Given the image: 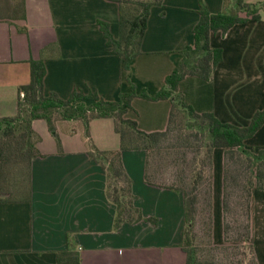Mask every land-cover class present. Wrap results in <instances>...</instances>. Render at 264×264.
I'll return each instance as SVG.
<instances>
[{"label": "crops", "instance_id": "crops-1", "mask_svg": "<svg viewBox=\"0 0 264 264\" xmlns=\"http://www.w3.org/2000/svg\"><path fill=\"white\" fill-rule=\"evenodd\" d=\"M236 0H163L151 7L139 53L124 67V57L107 42L99 20L121 32V6L113 0H0V117L17 113L19 87L30 82L31 59H43L44 92L67 99L74 90L117 100L145 88L155 95L176 70L183 50L194 44V28L204 5L210 13L235 10ZM261 18L236 23L225 34L211 35L222 59L209 80L187 75L179 82L185 102L197 112L219 120L249 125L264 108V0ZM242 16L245 14L240 13ZM169 99L136 96L127 117L146 132L164 131L171 111ZM58 139L45 119H35L41 155L32 161L31 200L0 201V264H57L67 246L81 253V264H186L182 248L185 195L145 181L147 153L122 151L132 179L135 206L144 217L114 228L116 205L107 194V172L89 154L120 147L110 117L90 122V137L78 119H57ZM245 148H264V124ZM225 148L213 150L212 238L224 246L226 213ZM251 242L257 264H264V189L254 188L250 202ZM213 264V263H207Z\"/></svg>", "mask_w": 264, "mask_h": 264}, {"label": "trees", "instance_id": "trees-1", "mask_svg": "<svg viewBox=\"0 0 264 264\" xmlns=\"http://www.w3.org/2000/svg\"><path fill=\"white\" fill-rule=\"evenodd\" d=\"M121 6V32L119 38H115L110 30V24L99 20V25L104 32L107 42L114 52L124 57V67L130 68L131 61L139 53L140 43L143 38L150 9L155 4L144 2L141 13L128 21L124 15V8L120 0H113ZM234 11L228 13H210L202 5L200 19L194 28V44L183 50V58L176 70L168 74L165 84L155 95H151L145 88L140 92L137 86L132 84L129 93H121L117 100H106L95 92L83 93L74 90L67 99L60 98L56 93L46 95L44 92V78L46 67L43 59H31L30 82L19 87L17 113L14 116L0 117V126L6 123L3 135H0V163L10 158L15 167L26 170L28 180L27 195L16 200H31L32 161L41 155L37 147L40 135L33 128L35 119H45L50 130L56 134L58 145L61 149V141L57 134V119H78L85 126V134L90 137V122L94 118L110 117L114 120L115 131L120 136V147L117 149L102 150L94 143H90L89 154L99 162L107 172V194L116 205L114 228L118 229L124 222L135 223L140 220H149L154 223V217H144L139 207L135 206L136 196L132 190V179L126 172L122 162V151L128 149H143L147 153L145 167V181L149 184L168 187L182 191L185 195V225L183 228L182 248L187 253L186 264H257L251 242L250 202L252 190L245 191V202L242 204L246 221L241 224L229 219L230 197L233 180L230 162L235 157L237 150L244 153L255 166V182L253 188L264 189V148L256 152L245 148V140L253 136L264 124V108L254 113L249 125L237 126L219 120L212 112H197L193 106L185 102L184 95L179 91V82L187 75H197L209 80L222 59V50L211 46V35L218 31L225 34L233 25L245 22L250 18L260 19L263 5L261 3H249L245 0H236ZM245 15L242 16L240 13ZM127 23H129L128 28ZM132 49H135L132 51ZM24 92V97L21 95ZM139 96L149 100L169 99L171 111L167 129L164 131L146 132L139 128L137 120L127 117L126 113L132 108V100ZM185 108L187 115L195 120H201L207 128L209 147L207 149L206 164L209 168L207 188H201V180L205 178L203 171L196 172L189 182L181 177L179 183L162 185L152 177L153 151H158L160 143L175 129V119L180 108ZM20 129V136H15ZM29 136V139L26 138ZM217 147L225 148V197L224 209L226 213L225 238L227 245H215L212 238V179H213V150ZM234 180V181H235ZM183 181V182H182ZM235 184V183H234ZM0 201H13L0 198ZM206 213L204 235L206 236L205 250H200L197 245L199 237V218ZM235 236L233 237V235ZM200 238V237H199ZM239 240V246L235 251L231 246L233 240ZM243 249V252H241ZM240 253V254H239ZM238 255V256H237ZM239 257V258H238ZM57 264H81V253L70 246L57 253Z\"/></svg>", "mask_w": 264, "mask_h": 264}, {"label": "rangeland", "instance_id": "rangeland-1", "mask_svg": "<svg viewBox=\"0 0 264 264\" xmlns=\"http://www.w3.org/2000/svg\"><path fill=\"white\" fill-rule=\"evenodd\" d=\"M120 2L124 8L126 19L131 21L141 13L144 2L155 4L158 1L120 0ZM128 26L129 23H127L126 29ZM22 93L24 92L21 91ZM175 120L174 131L162 140L158 151H153L154 153L151 156L152 177L162 185L181 184L179 183L181 177L185 182H189L196 172L202 170L205 178L201 180V188L206 189L209 176V168L206 164L207 149L209 147L207 128L202 125L201 120H195L187 115L183 107L180 108ZM4 127H6V123L3 124L2 128ZM2 128L0 126L1 136L4 132ZM21 131L23 129H20L15 136H20ZM3 136L4 139H7L5 134ZM26 138L29 139V136L26 135ZM230 168L231 175L238 179L233 180L232 191L234 193L230 197L229 219L243 224L246 221V216L242 204L245 202V191L254 189L252 182H255V166L253 161L237 150L234 159L230 162ZM27 185L28 180L24 168L15 167L10 158H6L4 163H0V198L21 199L27 195ZM205 216L206 213H203L199 218L200 238L198 237L197 245L200 250L207 248L206 236L204 235L206 224H203L206 219ZM239 244V240L235 239L230 245L234 246V250L238 252L240 249H235V247ZM241 252H243V249H241Z\"/></svg>", "mask_w": 264, "mask_h": 264}, {"label": "built area", "instance_id": "built-area-1", "mask_svg": "<svg viewBox=\"0 0 264 264\" xmlns=\"http://www.w3.org/2000/svg\"><path fill=\"white\" fill-rule=\"evenodd\" d=\"M21 95H22V97H24V93H22Z\"/></svg>", "mask_w": 264, "mask_h": 264}]
</instances>
